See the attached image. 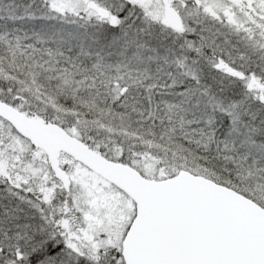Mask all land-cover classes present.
<instances>
[{"label": "snow or ice", "instance_id": "obj_1", "mask_svg": "<svg viewBox=\"0 0 264 264\" xmlns=\"http://www.w3.org/2000/svg\"><path fill=\"white\" fill-rule=\"evenodd\" d=\"M0 264H264V0H0Z\"/></svg>", "mask_w": 264, "mask_h": 264}]
</instances>
